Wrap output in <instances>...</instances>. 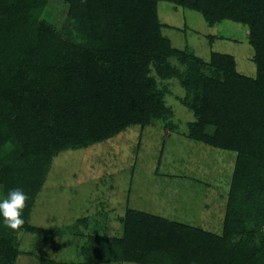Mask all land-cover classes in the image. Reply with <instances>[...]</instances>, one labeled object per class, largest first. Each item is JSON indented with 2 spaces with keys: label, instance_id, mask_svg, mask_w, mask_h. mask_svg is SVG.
Wrapping results in <instances>:
<instances>
[{
  "label": "trees",
  "instance_id": "16d2710c",
  "mask_svg": "<svg viewBox=\"0 0 264 264\" xmlns=\"http://www.w3.org/2000/svg\"><path fill=\"white\" fill-rule=\"evenodd\" d=\"M50 1L0 0V194L14 186L28 194L24 223L0 222V264H15L19 232L60 236L29 223L60 152L157 120L176 127L165 101L170 80L193 115L184 135L235 153L221 232L126 207L119 236L79 233V260L37 255L39 264H264V0H60L58 27ZM159 1L209 26H246L255 75L238 72L229 53L204 60L174 47Z\"/></svg>",
  "mask_w": 264,
  "mask_h": 264
},
{
  "label": "rangeland",
  "instance_id": "374dc122",
  "mask_svg": "<svg viewBox=\"0 0 264 264\" xmlns=\"http://www.w3.org/2000/svg\"><path fill=\"white\" fill-rule=\"evenodd\" d=\"M48 11L51 22L60 26L66 5L52 0ZM157 12L165 24L161 31L174 47L189 48L204 60L211 51L229 53L238 72L255 75L246 26L231 21L209 26L199 13L164 1L158 2ZM210 36L216 38L210 42ZM169 83L171 93L165 101L173 110L175 128L159 120L143 129L131 126L53 159L29 223L44 229L58 227L60 236L19 232L15 264H39L37 255L79 260L77 246L84 239L78 234L119 236V219L126 207L221 232L235 153L184 135L193 115L176 98L183 95V88L176 80Z\"/></svg>",
  "mask_w": 264,
  "mask_h": 264
},
{
  "label": "clouds",
  "instance_id": "9594fccd",
  "mask_svg": "<svg viewBox=\"0 0 264 264\" xmlns=\"http://www.w3.org/2000/svg\"><path fill=\"white\" fill-rule=\"evenodd\" d=\"M28 194L20 186L9 188L0 195V222L11 229H16L24 223L22 211Z\"/></svg>",
  "mask_w": 264,
  "mask_h": 264
}]
</instances>
